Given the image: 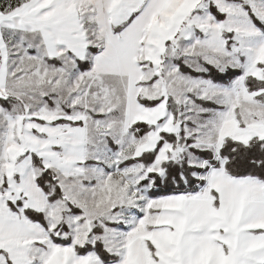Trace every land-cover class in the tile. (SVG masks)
Masks as SVG:
<instances>
[{
    "label": "snow or ice",
    "instance_id": "1",
    "mask_svg": "<svg viewBox=\"0 0 264 264\" xmlns=\"http://www.w3.org/2000/svg\"><path fill=\"white\" fill-rule=\"evenodd\" d=\"M0 264H264V0H0Z\"/></svg>",
    "mask_w": 264,
    "mask_h": 264
}]
</instances>
